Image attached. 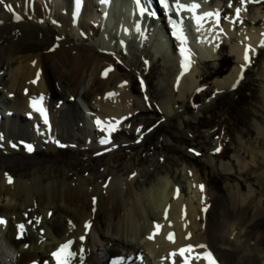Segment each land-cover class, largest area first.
Masks as SVG:
<instances>
[{
  "label": "bare ground",
  "instance_id": "6f19581e",
  "mask_svg": "<svg viewBox=\"0 0 264 264\" xmlns=\"http://www.w3.org/2000/svg\"><path fill=\"white\" fill-rule=\"evenodd\" d=\"M65 2L66 6L62 0H3L0 3V99L7 105V109L0 111V168L3 173L0 172V198H9L0 204V218L6 221V224H0V264H58V259L66 258L65 253H59L58 257L52 253H57L61 245L69 241L72 243L68 251L75 254L69 259V264H109L110 258L117 257V264H135L137 255L144 261L152 260L154 264H184L185 257L179 252L189 245L192 251L185 255L190 264H208L203 258L207 250L216 264H227L228 261L233 264H261L264 260V205L259 206L261 197L239 199L238 195L230 192L224 200L214 196L212 204L211 197L204 198L203 218L195 215L193 200H184L180 195L182 188H173L167 178L158 179L142 193L134 192L129 207H124L121 199L115 198L106 207L99 204L93 207L87 203L90 193L81 187H67L61 191L60 185L51 181L40 189L34 178L32 184L21 183L19 186L16 181L9 183L8 177L2 176L15 174L3 166L10 162L3 158L4 152L20 149L22 145L28 154L31 152L28 145H31L32 152H36L41 142L54 148L64 143L72 144L74 140H86L89 130L79 125L81 117L73 104L74 97L80 93L87 107L94 112L92 119L101 122L95 124L94 130L98 143L111 136L106 120L114 126L119 125L127 118L135 101L125 91L126 83L118 74V67H112L104 56L96 61L92 56L95 48L85 43L88 33H93L96 24L102 20L97 6L101 3L108 7V0ZM175 3V0H169L173 12L166 14L159 0H154L152 11L157 12L155 18H147L145 14L142 17L150 23H162L168 33L174 57L169 64V75L173 76L171 84L174 81L180 99H184L199 83L195 76L197 64L215 63L218 54L208 44V51L196 56L186 38L184 47L190 50V64L185 71L181 42L173 35L175 29L170 23L171 19L183 28L184 10L177 12ZM180 3L183 4L182 0ZM256 22L254 18L252 23ZM71 29L77 30V40L80 38L91 56L72 41L76 33ZM260 31L256 28L242 29L239 43L229 50L235 58V65L229 73L214 81L216 95L226 89H234L239 83L240 77L235 78L236 73L241 76L251 63L244 59L246 49L250 60L262 47L264 35ZM224 32L228 40L232 33L230 22L225 24ZM183 33L186 37L184 29ZM215 34L213 32L210 36L214 38ZM106 70L110 71L109 74ZM87 81L89 85L86 87ZM81 85L83 91L79 92ZM165 96L161 104L168 115L172 112L167 108L166 98L170 94L166 92ZM36 103L40 104L39 108L35 107ZM67 125L77 136L65 132H69ZM85 125L90 124L85 122ZM111 144L112 138L110 143L102 145ZM254 153L264 166V148ZM26 174L22 172V175ZM260 179L264 182V171ZM203 189L207 192L205 187ZM262 191L264 193V183ZM167 204L168 207L164 208ZM197 219L202 220L201 227L192 225V221L194 224ZM203 223L205 229L202 228ZM20 225L23 229L18 227ZM156 225H161L158 231ZM92 228L95 234H91ZM198 230L201 235L195 234ZM232 230H237L236 236L246 238L247 243L254 239L253 248L240 253V245L232 249L227 247L230 241L228 233ZM154 233V238L149 239ZM170 234L172 239H169ZM131 238L136 241L132 242ZM200 243L205 247H197ZM214 243L218 248L212 249Z\"/></svg>",
  "mask_w": 264,
  "mask_h": 264
},
{
  "label": "rangeland",
  "instance_id": "374dc122",
  "mask_svg": "<svg viewBox=\"0 0 264 264\" xmlns=\"http://www.w3.org/2000/svg\"><path fill=\"white\" fill-rule=\"evenodd\" d=\"M182 2L185 5L199 4L200 7L195 10L196 16L219 12L218 20L215 16L206 17L199 24L193 12H183L182 25L191 51L200 56L202 52L208 51L210 44L218 54L215 63L208 61L197 64L195 76L199 83L193 93L180 99L174 81L171 84L173 76L169 75V64L171 59L174 60L173 50L162 24L138 21V30L133 34L127 33L126 38H119L115 42L117 30L112 21L102 29L104 35L113 38L108 45L102 42L99 36L101 29L96 24L94 34L89 32L85 38V43L95 48L93 55L81 44L80 38L77 40V30L71 29V32L76 33L72 41L79 49H84L88 56H94L96 61L104 56L112 67H118L117 72L126 83L125 91L135 99L129 109L130 115L117 126L106 120L107 126L115 129L110 130L111 136L106 138H112V144L100 146L94 137V112L87 107L80 93V96L74 97L73 104L81 117L79 125L89 130L86 140H74L72 144L64 143L54 148L41 142L38 151L28 154L22 145L20 149L4 152L3 158L10 162L3 166L15 173L12 180L21 185L32 184L34 178L40 189L47 187L51 181H55L54 185H60L61 191L67 187H81L90 193L87 200L90 206L96 207L99 204L106 207L115 198L121 199L124 207H129L134 192L142 193L158 179L167 178L171 180L173 188H182L180 195L184 200H193L195 215L203 218V202L206 198L211 197L212 204L214 196L224 200L230 192L238 195L239 199L261 197L259 206L264 205V182L260 179L264 166L254 153L264 148V46L250 58L251 63L244 69L242 82L234 89H226L217 95L214 92V81L229 73L235 65V58L229 50L239 43L242 29H261L260 34L264 35V0H245L243 4L241 0ZM237 8L241 9L238 18ZM97 9L100 11L102 7ZM112 11L124 16L118 3L114 2ZM127 13L129 16L130 11L127 10ZM254 18L257 20L255 24L252 23ZM229 22L232 24V33L227 40L224 26ZM213 32L216 33L214 38L210 36ZM108 70L106 72L109 74ZM236 77L239 78L240 73L237 72ZM88 85L89 81L85 82V86ZM246 89H250L254 95H250ZM82 91L83 85L79 92ZM166 92L170 94L166 98L167 108L172 111L168 115L161 104ZM194 102L198 103L193 106ZM197 105L203 106L196 109ZM0 106L7 109L2 100ZM85 122L90 125H85ZM67 128L69 132L64 130L66 133L77 136L68 125ZM22 172L27 174L24 176ZM2 176L10 177L9 174ZM201 185L207 192L201 190ZM4 200L0 198V204L9 198ZM167 207L168 204L164 208ZM194 222L193 226H202V220ZM202 228L205 229L204 223ZM172 230L171 233H174ZM93 232L92 228L91 234ZM236 232L232 230L228 233L230 241L226 246L232 249L240 245V253L245 249L251 250L255 240L250 239L247 243L246 238L237 237ZM199 233L200 230L195 232L196 235ZM131 241L136 240L131 238ZM216 248L214 243L212 249ZM136 263L154 264L152 260H142L140 255H137ZM227 264L233 262L228 261ZM261 264H264V260H261Z\"/></svg>",
  "mask_w": 264,
  "mask_h": 264
},
{
  "label": "snow or ice",
  "instance_id": "6c2138e0",
  "mask_svg": "<svg viewBox=\"0 0 264 264\" xmlns=\"http://www.w3.org/2000/svg\"><path fill=\"white\" fill-rule=\"evenodd\" d=\"M101 2H106V0H101ZM135 2L139 6L140 0H135ZM244 2H245V0H241V3L242 4ZM0 3H3V0H0ZM159 3L162 5V7L165 9L166 12L171 11L170 4H169V0H159ZM229 6L231 7V4ZM199 7H200V5L197 4V3H192L190 5H185V4L180 3V0H176V3H175V9L177 10V12H179L181 10L193 12L194 13V19L197 20V23L198 24L204 18H206V17H213V16H215V17H217V20H218L219 12H216V13L206 12V13L203 14V16H196L195 15V10L198 9ZM140 11L143 14V12H145L146 9L145 8H141ZM240 11H241L240 8H237L236 9L237 18L239 17ZM150 15H155V13H150ZM170 23L172 24V27L175 29V31L173 32V35L176 36V38L178 40H180V42H181V49H180V51H181V54L184 56V65L183 66L185 68V71H187V69L189 67V64H190L189 54H188L190 50H188V49H186L184 47V45L186 43V37L184 36L183 28H182V26H179L176 21H172L171 19H170ZM198 30H199V28H198ZM262 46H264V42H262ZM244 59H245L246 62H249L248 49H246V51H245ZM106 74L107 73H105V75ZM96 123H97V125H99L101 122L99 120H97ZM114 130H115L114 128L111 129V131H114ZM100 143L107 144V143H110V140L109 139H102L100 141ZM27 149H28V151H32L31 145H28L27 146ZM8 182L9 183L12 182L11 177H8ZM200 187H201V190H203V185H201ZM0 224H6V221L3 218H0ZM18 227L20 229H23V225H20ZM85 227L87 228L88 225L86 224ZM160 227H161V225H156L157 231L160 229ZM154 235H155V233L152 236H149L148 238L149 239H153L154 238ZM81 239H84V238L81 237ZM169 239H172V235L171 234L169 235ZM71 243L72 242L69 241V242H67L64 245H61V248L58 250L57 253H52V255L54 257H58L59 253H65V257L66 258L64 260L58 259V264H69V259L75 255L74 253L68 251L69 248H70ZM199 247H205V246L204 245H200ZM191 251H192V246L191 245H189L187 248L180 249L179 254L182 257H185L184 264H190V262H189V260H188V258H187V256L185 254L186 253H190ZM172 255L175 256L176 253H173ZM196 258L199 259L200 257L197 256ZM203 258L208 261V264H216V261L212 257L211 253H206Z\"/></svg>",
  "mask_w": 264,
  "mask_h": 264
},
{
  "label": "trees",
  "instance_id": "16d2710c",
  "mask_svg": "<svg viewBox=\"0 0 264 264\" xmlns=\"http://www.w3.org/2000/svg\"><path fill=\"white\" fill-rule=\"evenodd\" d=\"M246 90H247V92H249L250 95L253 94V92H251L250 89H246ZM253 95H254V94H253ZM222 107H223V104H222ZM237 118H239L238 115L236 116V119H237ZM236 123H237V124L239 123V122H238V119L236 120Z\"/></svg>",
  "mask_w": 264,
  "mask_h": 264
},
{
  "label": "water",
  "instance_id": "95a60500",
  "mask_svg": "<svg viewBox=\"0 0 264 264\" xmlns=\"http://www.w3.org/2000/svg\"><path fill=\"white\" fill-rule=\"evenodd\" d=\"M168 12H171V11H168Z\"/></svg>",
  "mask_w": 264,
  "mask_h": 264
}]
</instances>
